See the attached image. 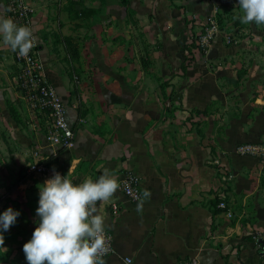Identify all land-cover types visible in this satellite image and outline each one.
<instances>
[{
    "label": "crops",
    "instance_id": "obj_1",
    "mask_svg": "<svg viewBox=\"0 0 264 264\" xmlns=\"http://www.w3.org/2000/svg\"><path fill=\"white\" fill-rule=\"evenodd\" d=\"M27 2L44 73L66 106L75 143L45 142L48 117L29 110L14 81V51L0 36V213H20L2 232L0 264H27L23 244L39 223L45 179L27 171L6 187L30 163L32 146L74 183L107 168L119 180L134 172L142 193L151 192L133 202L119 189L97 204L113 236L106 264L128 257L131 264H264L250 238L264 228V158L233 151L264 139V25L236 19L235 0ZM79 11L85 20L76 28ZM218 12L226 22L221 33L206 51L192 49L195 58L182 71L186 45ZM0 16L7 17L1 0ZM82 33L90 37L76 38Z\"/></svg>",
    "mask_w": 264,
    "mask_h": 264
},
{
    "label": "clouds",
    "instance_id": "obj_2",
    "mask_svg": "<svg viewBox=\"0 0 264 264\" xmlns=\"http://www.w3.org/2000/svg\"><path fill=\"white\" fill-rule=\"evenodd\" d=\"M238 5L242 14L235 18L242 24L264 25V0H238ZM0 36L22 57L35 45L32 29L18 25L11 17L0 16ZM38 187L39 223L23 244L27 264H106L111 238L97 204L116 194L121 188L119 178L105 168L98 179L89 176L74 183L68 174L62 176L53 170ZM150 197L151 192L145 189L142 198ZM19 215L12 207L0 213V247L4 245L2 232L9 230Z\"/></svg>",
    "mask_w": 264,
    "mask_h": 264
},
{
    "label": "built area",
    "instance_id": "obj_3",
    "mask_svg": "<svg viewBox=\"0 0 264 264\" xmlns=\"http://www.w3.org/2000/svg\"><path fill=\"white\" fill-rule=\"evenodd\" d=\"M1 2L7 17H11L18 25H27L32 29L34 8L27 0H1ZM220 33V24L216 13H213L205 17L202 28L194 36L195 42L199 49L204 52ZM33 34L35 36V45L26 56H20L18 50L13 53L16 65L14 81L17 88L21 91L29 110L32 113H43L48 117V124L43 137L45 142L55 147L73 148L75 143L74 127L68 121L66 106L63 100L44 73V66L38 54V39L34 31ZM226 42H230L228 36H226ZM36 127L37 123L34 122L32 128L35 129ZM233 151L240 156L264 158V139L258 142L239 143L234 147ZM39 154V151L33 153L34 157L28 164V172L41 175L46 180L53 175V170L59 171L46 164L45 158L41 154L39 156ZM214 163L218 164L219 160L215 159ZM120 183V189L128 199L133 202L141 200L140 179L134 172L127 171L120 180ZM223 189H227L226 184H224ZM216 207L222 210L227 217L233 216L225 200L220 199ZM110 209L112 213L118 212V204H110ZM105 231L111 238V250L106 255L108 256L113 250V236L109 229L105 228ZM250 238L255 248L264 257V228L254 229L250 233ZM125 260L126 264H131L132 262L129 257ZM167 264L200 263L195 258H180Z\"/></svg>",
    "mask_w": 264,
    "mask_h": 264
},
{
    "label": "rangeland",
    "instance_id": "obj_4",
    "mask_svg": "<svg viewBox=\"0 0 264 264\" xmlns=\"http://www.w3.org/2000/svg\"><path fill=\"white\" fill-rule=\"evenodd\" d=\"M235 2H238V0H235ZM236 8V7H235ZM237 8H238V10H240V7H239V5H237ZM237 8L236 9H234V10H237ZM78 10H80V9H78ZM230 13V11H227V13ZM233 12H235V11H233ZM216 14H218L217 16H218V19H219V22L222 24V26L223 25H225L226 24V22L224 21V16L222 15V13L221 12H218V13H216ZM231 14V13H230ZM229 18H230V15L228 16ZM85 18V16H84V14L82 13V12H78V13H76V15L74 14V26H76V28L79 26V25H81V23L80 22H83V20H85L84 19ZM232 19V18H231ZM83 37V38H82ZM88 37H90V35H87V36H85L84 37V33H82L79 37H76V38H78L79 40H84L85 38H88ZM78 50H74V54L76 55V54H78ZM191 62H192V60H191ZM190 62V63H191ZM35 151H39L38 149H35V147L34 146H32V148H31V153H32V155H31V161H32V159H33V153L35 152ZM41 154V153H40ZM40 154H39V156H40ZM30 161V162H31ZM47 164V163H46ZM28 171V162H26L24 165H23V167L18 171L19 173V175H18V177H17V179H15V180H7L8 181V185H6V187L9 189L10 188V185H11V181H14L13 183H12V185L13 186H17L20 182H21V175L22 174H24L25 175V173H28L27 172ZM41 178H42V180L44 181V178L41 176V175H39ZM7 181H6V183H7ZM3 184V183H2ZM18 196L19 195H17V197L16 198H18ZM16 198L14 199V198H10V200L11 201H16ZM4 200H6V197H4Z\"/></svg>",
    "mask_w": 264,
    "mask_h": 264
},
{
    "label": "trees",
    "instance_id": "obj_5",
    "mask_svg": "<svg viewBox=\"0 0 264 264\" xmlns=\"http://www.w3.org/2000/svg\"><path fill=\"white\" fill-rule=\"evenodd\" d=\"M217 15H218V14H217ZM217 20H218V22H219L218 16H217ZM219 24H220V27H222L220 22H219ZM194 48H195V49H196V48L199 49L198 45H197L196 42H195V38H193L192 41L189 42V43L186 45V50H187L186 57H185L186 64H184V65L182 66V71H185L186 67L189 65V63L191 62V60H193V59L195 58V57L192 55V54H193L192 49H194ZM199 50H200V49H199ZM218 201H219V199H216L215 206L217 205ZM218 209H219V208H218ZM219 210H220V209H219Z\"/></svg>",
    "mask_w": 264,
    "mask_h": 264
}]
</instances>
